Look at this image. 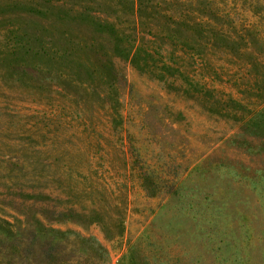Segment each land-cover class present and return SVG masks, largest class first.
<instances>
[{
    "label": "trees",
    "instance_id": "1",
    "mask_svg": "<svg viewBox=\"0 0 264 264\" xmlns=\"http://www.w3.org/2000/svg\"><path fill=\"white\" fill-rule=\"evenodd\" d=\"M5 4L12 9L3 12H17L15 18L0 14L9 33L3 48L11 58L17 57L7 67L16 64L27 93L39 94L37 117L24 113V127L10 135L8 154L0 160L9 165L2 172L11 202L5 206L23 217L19 230L25 237L74 235L81 247L87 244L98 252L103 249L94 238L51 225L96 224L106 239L123 233L126 200L113 201L108 214L95 206L98 195H112L108 185L90 187L88 211L71 201L66 184L58 186L64 200L52 197L55 183L64 181L69 171L66 138L84 135L81 140L92 143V135L102 132L97 147H89L95 149L88 153L91 164L99 151L103 155L114 151V143L128 158L131 137L124 129L118 73L112 64L115 56L124 57L166 93L200 106L207 117L216 116L222 128L264 132V5L250 7L239 0H8ZM177 5L189 14L154 16L163 9L175 11ZM188 35L193 36L191 46L182 39ZM215 53L223 63H216ZM11 58L0 53V62ZM215 81L225 84V89L213 86ZM153 108L150 102L143 112L149 117ZM167 114L169 122L180 128L178 134L187 132L189 114L169 108ZM141 123L151 126L145 117ZM78 126L82 129L75 134ZM181 145L186 148V141ZM157 146L159 152L163 150ZM132 148L135 178L151 198L175 192L179 174L192 163L167 153L169 159L159 157L154 166L147 165ZM56 161L59 173L54 169ZM93 174L99 175L97 170ZM17 202L18 207H12ZM0 223V230L12 236V224L2 219Z\"/></svg>",
    "mask_w": 264,
    "mask_h": 264
},
{
    "label": "rangeland",
    "instance_id": "2",
    "mask_svg": "<svg viewBox=\"0 0 264 264\" xmlns=\"http://www.w3.org/2000/svg\"><path fill=\"white\" fill-rule=\"evenodd\" d=\"M6 1L0 0V14L15 18L17 12H3L12 9ZM239 1L247 2L250 7L251 3L264 5V0ZM175 7V11L163 9L154 16L189 14L179 5ZM244 15L252 19L249 13L244 12ZM7 25L0 23V53L11 58L3 48V39L9 36ZM182 39L192 45L193 36ZM217 55L216 63H223ZM14 60L17 57L0 62V160L8 154L5 146L12 138L10 135L24 127V113L37 117L34 111L39 109V94L27 93L20 80L21 70L16 64L7 67L16 63ZM112 64L118 73L116 86L123 105L124 129L131 137L127 146L128 158L122 153L120 144L114 143V151L108 155L99 151L91 164L88 153L95 149L89 147H97L102 132L92 135V143L82 141L84 135L81 139H76L78 136L66 138L63 143H68L63 145L70 153L65 158L69 162V171L64 181L55 183L57 188L52 197L63 199L58 186L66 184L70 187L71 201L88 211L92 208L87 198L90 187L108 185L112 195H98L95 206L108 214L113 201L126 200L122 235L106 239L96 224L51 225L94 238L103 249L98 252L87 244L81 247L74 235L64 239L48 233L35 238L25 237L19 230L22 229L19 221L23 217L5 206L11 202L5 195L2 172L9 165L0 161V220L13 226L12 236L0 230V264H264V132L250 127L222 128L216 116L207 117L200 106L166 93L124 57H113ZM212 85L225 89V84L216 81ZM150 102L155 108L148 117L143 111ZM168 108L190 115L186 133L178 134L180 128L169 122ZM142 117L148 118L149 128L142 125ZM81 129L82 126H78L74 133ZM149 138L154 142H149ZM183 140L187 143L186 148L181 145ZM157 145L163 150L159 152ZM132 147L138 149L135 153H139V158L147 165L154 166L159 157L165 159L167 153L175 159L187 157L192 160L188 169L179 174L175 192L154 198L146 196L132 170ZM58 161L54 169L59 173ZM95 170L99 175L94 176ZM78 172L85 176L79 178ZM18 205L17 202L12 207Z\"/></svg>",
    "mask_w": 264,
    "mask_h": 264
}]
</instances>
